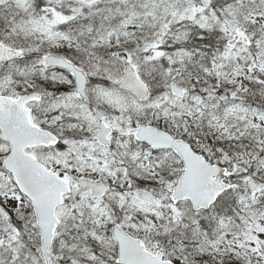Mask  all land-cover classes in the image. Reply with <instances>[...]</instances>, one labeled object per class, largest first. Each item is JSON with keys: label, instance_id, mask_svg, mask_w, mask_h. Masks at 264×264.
Here are the masks:
<instances>
[{"label": "snow or ice", "instance_id": "6c2138e0", "mask_svg": "<svg viewBox=\"0 0 264 264\" xmlns=\"http://www.w3.org/2000/svg\"><path fill=\"white\" fill-rule=\"evenodd\" d=\"M0 264H264V0H0Z\"/></svg>", "mask_w": 264, "mask_h": 264}]
</instances>
